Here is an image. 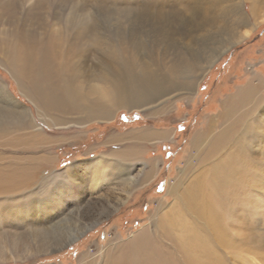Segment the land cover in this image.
Returning a JSON list of instances; mask_svg holds the SVG:
<instances>
[{"label": "rangeland", "instance_id": "374dc122", "mask_svg": "<svg viewBox=\"0 0 264 264\" xmlns=\"http://www.w3.org/2000/svg\"><path fill=\"white\" fill-rule=\"evenodd\" d=\"M164 2L54 0L50 19L46 18V12H37L42 21L36 31L42 32V25L48 22L60 30L67 18L76 24H87V35L71 60L79 70L91 72L88 82L96 83L102 62L122 71L132 68L140 72L144 65L164 73L183 68L188 74L196 72L190 92L151 97L133 109L114 110L107 121L84 123L76 113L54 114L62 120L54 124L52 117L38 113L19 80L0 61V186L16 187L15 182L9 184L7 180L21 176L19 170L26 171L20 178L24 180L21 185L26 187L0 193V264H105L112 244L128 246L141 232L155 231L158 218L170 212L175 203L171 188L177 190L185 180L195 181L203 176L200 162L207 151L204 147L207 141L195 150L193 142L197 136L211 131V138L217 137L224 111L232 108L238 94L249 86H259V93L264 95V75L243 76L248 69H257L258 56L255 58L250 51L246 55L249 63L239 59L235 62L237 51L251 47L255 40L260 41L253 45L254 52L264 49V18L253 14V11L264 14V0ZM162 11L161 23L155 20L154 24L147 17V14L156 17ZM190 63L195 65L193 69ZM91 85L113 83L85 86ZM258 116L260 113L255 120ZM144 129L167 130L170 138L140 145L144 153L127 162L123 170H134L132 177L137 176L141 182L131 185L127 194L115 191L111 197L107 188L112 184L109 180L113 171L89 170L88 166L104 157L114 161L110 154L138 145L126 140L112 146L108 141L112 137L122 138ZM36 134L46 140L36 142L33 140ZM254 156L264 160L262 153ZM220 158L221 155L209 160L206 167L218 163ZM150 162H155L159 172L152 180L142 182ZM66 171L71 174L65 176ZM118 194L123 195V201L117 205L115 214L100 215L104 212L93 203L108 199L115 206L118 201L114 196ZM84 213L87 216L78 221V216ZM260 213L263 214L255 217L253 226L247 230L239 228L238 236H233L244 239L240 247L230 250L218 247L229 264H264V212ZM65 217H74V221L60 224ZM41 222L57 227V233L75 229L84 232L76 240L45 252L33 236L35 225L40 226L37 224ZM80 222L90 228L85 230ZM231 233L234 235L232 230ZM82 255L85 259L81 263L78 259Z\"/></svg>", "mask_w": 264, "mask_h": 264}, {"label": "bare ground", "instance_id": "6f19581e", "mask_svg": "<svg viewBox=\"0 0 264 264\" xmlns=\"http://www.w3.org/2000/svg\"><path fill=\"white\" fill-rule=\"evenodd\" d=\"M53 6L54 0H0V61L19 80L25 96L35 103L41 116L52 117L54 124L62 122L54 114L70 113L79 114L80 122L84 123L107 121L113 116L114 110L133 109L155 96L191 91L196 72L188 74L183 68H173L164 73L162 70H150V65H144L142 71L138 72L132 68L122 71L114 66L107 67L102 62L98 68L100 76L96 83L88 82L87 76L91 72L79 70V66L71 60L80 50L79 45L87 35V24H76L71 18H67L66 25L60 30L48 22L49 24L42 25V32L36 31L42 21L37 12H46L48 19ZM161 13L163 11L155 14L156 17L147 14V17L153 22L156 20L161 23ZM253 14L255 17L264 18V14L259 15V11H253ZM95 23L98 24L97 21ZM192 64L189 65L193 69L195 65ZM191 76L194 78H190ZM106 83L113 85L85 86ZM259 89L257 85L249 86L238 94L235 105L225 110L220 118L221 129L217 137L211 138L209 131L198 135L194 140L195 150H199L203 142L207 141L206 146L203 145L207 151L200 162L203 176L195 181L185 180L177 190L171 188L170 193L175 196V203L170 212L158 218L155 231L141 232L128 246L112 244L105 264H229L218 247L224 246L227 250L240 247L244 239L233 236H238L239 228L247 230V227L253 226L255 217L263 214L260 210L264 212V160L254 156L264 154V142H256L260 138L264 139V95L259 93ZM257 113L261 116L255 120ZM34 137L36 142L46 140L41 135L36 134ZM169 138L170 132L167 130L156 132L147 129L133 131L122 138L114 136L108 141L119 144L131 140L138 145L128 146L122 152H114L110 154L115 158L114 161L104 157L103 160L89 165L88 169L112 170V178L109 180L112 184L107 188L111 191V197L115 191L127 194L131 185L141 179L132 177L134 170L127 169L124 172L123 166L139 157L143 152L140 145L143 146L149 140L163 141ZM256 143L258 147L255 149ZM219 155L221 158L218 163H212L210 168L206 167L209 160ZM148 170L142 182L152 180L159 172L155 162H150ZM25 172L19 170L17 173H22L21 176L10 177L8 183L15 182L16 187L0 186V193L21 190L26 185H21L24 180L20 179ZM63 174L67 176L71 173L66 171ZM8 188H11L10 191L2 190ZM122 197L119 194L114 196L118 201L115 206L108 199L94 202L93 205L104 212L100 215L108 217L115 214L117 205L123 201ZM84 216L87 213L79 215L78 221L84 220ZM66 218L60 224H71L74 221V217ZM37 225L40 226L35 225L33 236L37 237L39 246L45 252L76 240L84 232L75 229L72 232L61 230V233H57V227H48L43 222ZM82 225L80 222V226ZM83 226L85 230L90 228ZM84 259L85 256L82 255L78 260L82 263Z\"/></svg>", "mask_w": 264, "mask_h": 264}, {"label": "crops", "instance_id": "0c3cea01", "mask_svg": "<svg viewBox=\"0 0 264 264\" xmlns=\"http://www.w3.org/2000/svg\"><path fill=\"white\" fill-rule=\"evenodd\" d=\"M260 40H255V41H253V43H251V47H249V48H246V49H240V50H238L237 51V55H236V60H235V62H237L238 61V59H239V61H241L242 63H244V61H245V63H249V58H248V56H246V55H248L249 53H250V51H251V54H255V58H257V56H258V64H257V69H255L254 68V70H252V69H248V71L247 72H244V74H243V76H252V77H254V75H264V49H262V50H260V51H257V52H254V50L252 49L253 48V45L254 44H256V43H258ZM252 49V50H247V49ZM252 51H253V53H252ZM252 56V55H251ZM235 57V56H234ZM233 57V58H234ZM254 58V56L252 57V59ZM252 59H251V61H252ZM262 59V60H261ZM241 70H244V68L243 69H241ZM252 70V71H251ZM261 71L260 73H259V71ZM111 142V141H110ZM112 143H113V141H112ZM116 143V142H115ZM115 143H113V145L112 146H114V144ZM108 144H110V143H108ZM118 143H116V145H117ZM121 143H119L118 145H120Z\"/></svg>", "mask_w": 264, "mask_h": 264}]
</instances>
